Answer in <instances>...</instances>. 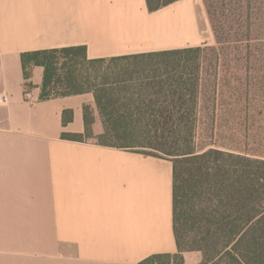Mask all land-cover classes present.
I'll return each mask as SVG.
<instances>
[{
	"label": "crops",
	"instance_id": "crops-1",
	"mask_svg": "<svg viewBox=\"0 0 264 264\" xmlns=\"http://www.w3.org/2000/svg\"><path fill=\"white\" fill-rule=\"evenodd\" d=\"M180 2L150 14L145 0H0V97L8 98L0 104V264H139L177 253L172 163L62 139L85 133L84 107L94 114L93 135L103 134L93 95L42 100L43 68H33L27 86L20 56L85 47L99 59L201 46L158 43L150 29ZM183 257L202 262L200 252Z\"/></svg>",
	"mask_w": 264,
	"mask_h": 264
},
{
	"label": "trees",
	"instance_id": "trees-1",
	"mask_svg": "<svg viewBox=\"0 0 264 264\" xmlns=\"http://www.w3.org/2000/svg\"><path fill=\"white\" fill-rule=\"evenodd\" d=\"M179 1L145 3L151 14ZM204 2L217 47L203 45L99 59H88L85 47H71L20 56L27 86H31L33 68H43L42 100L93 95L103 134L93 135L94 114L84 107L85 133L63 134L62 139L172 163L177 253L153 255L139 264H184L186 252H200L201 264H264V153L227 150L213 144L199 149L196 142L203 93L209 85L212 95L208 101L218 106V74L229 81L232 68L236 74L242 72L248 89L253 85V75L264 73V12L260 3L253 7L247 3L250 11L238 16L236 45L231 46L232 37L225 33L220 37L215 11L207 0ZM224 24L233 31L229 23ZM220 62L224 69L219 73ZM229 98L234 107L242 99L247 107L255 103L237 90Z\"/></svg>",
	"mask_w": 264,
	"mask_h": 264
},
{
	"label": "rangeland",
	"instance_id": "rangeland-1",
	"mask_svg": "<svg viewBox=\"0 0 264 264\" xmlns=\"http://www.w3.org/2000/svg\"><path fill=\"white\" fill-rule=\"evenodd\" d=\"M207 2L210 9L215 11L217 32L220 37L221 33L232 37L231 46L236 45L234 34L239 32L235 25L238 16L250 11L247 3L251 7L260 3L259 7L264 12V0H207ZM184 8L186 9L184 10ZM226 22L233 27V31L226 27L224 24ZM150 29L157 31L156 41L158 43L171 42V44L183 45L193 44L198 39V41H204L201 46L217 47L204 0L181 1L175 5V10H171L151 22ZM148 32L149 27L144 38L149 35L150 32ZM143 34L137 35L136 40L142 41ZM229 59H233V54ZM226 63L228 62L225 61L224 64ZM232 63L234 61H231V67ZM222 64L223 62L219 63V73L224 69ZM205 68V71L209 70L208 65ZM211 70L213 71V69ZM253 76V85L247 89L244 86L246 83H244L245 77L242 72L236 74L232 68L231 73L227 75L229 81L222 79L223 74H218L216 81L219 96L217 107L213 102L208 101L212 94H210V85L206 87L207 93L206 91L203 93L202 101L203 113L197 131L196 142L199 149L213 144L227 150L248 151L253 154L264 153V73ZM211 80L214 81V79ZM236 90L240 91L241 97L244 93L248 94L249 99L255 103L247 107L243 96L238 107L232 106L229 97Z\"/></svg>",
	"mask_w": 264,
	"mask_h": 264
},
{
	"label": "built area",
	"instance_id": "built-area-1",
	"mask_svg": "<svg viewBox=\"0 0 264 264\" xmlns=\"http://www.w3.org/2000/svg\"><path fill=\"white\" fill-rule=\"evenodd\" d=\"M27 97H28V96H27ZM7 100H8V98H7L5 95H3L2 97H0V104H4V103H6Z\"/></svg>",
	"mask_w": 264,
	"mask_h": 264
},
{
	"label": "bare ground",
	"instance_id": "bare-ground-1",
	"mask_svg": "<svg viewBox=\"0 0 264 264\" xmlns=\"http://www.w3.org/2000/svg\"><path fill=\"white\" fill-rule=\"evenodd\" d=\"M183 7H185V6H183ZM186 8H184V10H185ZM188 12V11H187ZM190 12V11H189ZM181 15V14H180ZM187 15H188V13H187ZM189 21V20H188Z\"/></svg>",
	"mask_w": 264,
	"mask_h": 264
}]
</instances>
